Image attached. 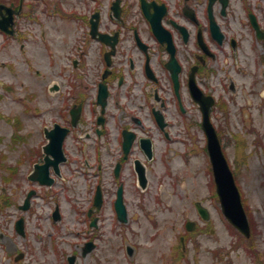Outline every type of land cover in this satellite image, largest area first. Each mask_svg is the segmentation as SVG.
<instances>
[{
    "label": "rangeland",
    "instance_id": "rangeland-1",
    "mask_svg": "<svg viewBox=\"0 0 264 264\" xmlns=\"http://www.w3.org/2000/svg\"><path fill=\"white\" fill-rule=\"evenodd\" d=\"M69 1L76 7L78 0ZM29 2L33 5L27 7L22 36L4 43L6 39L0 33V236L5 240L0 244V264H68L67 255L73 254L77 257L75 264H264V45L256 42L252 32L240 30V21H246L240 1L234 0L235 12L229 19L228 32L240 44L235 49L226 46L224 50L213 46L215 56L207 60L198 82L216 98L211 118L236 175L248 216L253 220L255 231L248 239L232 229L214 195L206 136L196 124L201 122L202 114L185 85L197 47L192 42L188 47L179 46L178 57L183 64L182 112L170 73L158 58L159 47L140 12L138 0L126 2L130 10L126 23L119 25L125 31V39L113 62L125 79L120 85L117 77L111 85L106 111L108 135L102 134L98 140L99 136L92 137L98 146L86 137L87 130L78 131L77 135L82 132L83 141L88 139L80 146L71 136L66 143L69 160L62 164V174L56 176L53 186H41L27 178L34 164L43 158L42 146L47 142L44 127L60 120L57 109L69 72H80L84 78L78 84L87 87L93 96L94 83L99 80L102 68L98 42L89 40L75 19L53 15L52 0ZM85 2L92 7L95 4L92 0ZM250 2L256 3V14L262 16L264 25V0ZM102 10V23L115 27L108 18L109 0L103 2ZM177 10L178 7L171 6L169 16L180 20ZM134 27L151 46L152 66L160 78L158 89L166 99L164 113L169 137H166V175L163 162L156 158L148 193H135L131 163L125 165L123 180L129 221L121 223L111 208L116 189L113 169L120 154L118 134L122 123L133 126L132 114H141L149 122L141 90L147 81L143 72L145 55L133 41ZM81 57L86 59V67H75L73 60ZM7 61L14 64L11 70ZM63 81L66 83L62 88ZM56 85L59 90L51 91L50 87ZM151 85L148 82L147 87ZM116 100H120L119 104ZM90 109L93 110V105L88 104L86 114L89 115ZM121 114L122 121L118 117ZM98 182L104 190V203L100 210L94 206L93 215L88 217ZM31 189L36 190V195L31 207L23 211L19 206ZM165 192L171 196L168 201L155 200L157 193ZM196 201L210 210L209 224L202 223L205 231L193 235L194 242L188 246L186 255L176 259L184 222L187 217L198 220ZM56 205L62 215L57 221L52 215ZM159 207L164 209L159 213L166 212L165 222L159 217L160 227H152L147 212ZM21 216L26 222L24 236L15 228ZM94 217L96 225L92 226ZM89 239L96 245L84 255ZM126 241L137 246L133 261L125 252ZM238 243L241 245L236 247ZM6 244L13 247L8 249ZM213 251L218 252L217 257ZM18 252L25 256L16 261Z\"/></svg>",
    "mask_w": 264,
    "mask_h": 264
},
{
    "label": "flooded vegetation",
    "instance_id": "flooded-vegetation-1",
    "mask_svg": "<svg viewBox=\"0 0 264 264\" xmlns=\"http://www.w3.org/2000/svg\"><path fill=\"white\" fill-rule=\"evenodd\" d=\"M30 0H0V33L5 36L6 41L4 43H8L10 38H17L18 36L21 37L23 34L24 27V20L26 18L27 7H29ZM105 0H95L97 3L98 8H103V2ZM111 3L114 0H110ZM118 1V0H115ZM120 1V9L123 24L126 23V15L130 10L129 5L126 3L129 0H119ZM148 3H153L155 6H152L150 11L154 16H160L163 14V22L166 25V36L172 35L174 44L173 47L175 52L179 51L180 44L184 46H189L192 42L197 47V51L194 57V63L199 66V72L204 70V66L206 65L207 60L210 58H214L215 54L213 52V46H216L217 49H224L226 46L235 49L240 43L238 39L235 37L234 34H228L231 22L229 19L234 16L235 9L234 7V0H147ZM240 1V9L244 15L246 21H240V30L244 31L245 29L247 32H252L256 36L257 27H261L264 29V25L262 22V16L260 17L259 14H256V3L252 5L250 0H238ZM140 6V12L144 16V9L142 8V0H138ZM249 5V9H248ZM52 13L53 15L57 16L58 18H66V16L70 12H73L75 18L77 19V23L84 29V26H87L88 32L91 29V17L94 12L98 11H91V4L86 3L85 0H78L76 7L71 6V2L69 0H52ZM171 6L174 8L178 7L177 16L180 18L170 17V9ZM110 18H112L115 22V27L109 25L108 22H103L100 19V30L104 34L110 33L115 34L119 32V36L116 42V54L119 50V45L121 41L125 39V31L118 26L117 20L112 17L110 14ZM246 26V28H244ZM137 27H134L131 31L132 38L134 43L138 46L137 43ZM152 36L154 37V41L156 42V46H158L159 56L158 58L162 59L164 67L166 68V62L170 60L171 52L168 46V42L166 40V44H162L158 41L155 37L153 32L151 31ZM177 37V38H176ZM106 38V37H105ZM107 39V38H106ZM105 39V40H106ZM109 42H111L110 38H108ZM257 42H262L264 45V40L258 39L256 37ZM106 42V41H104ZM101 46L107 51L109 47L102 42H99ZM5 46V44H4ZM139 48V46H138ZM149 52L151 46L149 45ZM105 54V53H104ZM145 55V54H144ZM151 55V54H150ZM114 56V57H115ZM152 61V57H151ZM146 62V55L144 60L143 72L147 78V81L144 85H142V94L145 99V105L147 107V115L149 118V122H147L146 118L141 114H132V122L133 126H129L127 123H120L122 125L120 133L118 134L119 144H120V154L117 159V163L121 164V171L120 174H123V169L125 165L130 162V176L134 178L135 182V193H145L150 189V174L155 169L154 161L156 158H159L163 162L164 165V174L166 175V115L164 113V108L166 106V99L164 96L159 92L160 87L158 86L160 82V78L158 74H156L155 79H153L152 73L148 74L147 69L145 67ZM130 67L134 66L133 59L129 58ZM118 77L119 84L121 85L124 82V75L122 70L118 68L114 62L111 68V74L109 75L108 79L106 80L109 88L112 85L113 81ZM124 78V79H123ZM151 85L149 88L147 84ZM158 86V87H154ZM159 88V89H158ZM76 97V98H75ZM75 98V99H74ZM89 99V91L87 87H83V92H77L75 95L73 92L69 91L67 94H63L59 98L57 97L55 105H59V115L61 116L62 122L67 126L71 125L73 118L78 120V125L82 127L85 125L88 126V120L92 119L93 114L97 117L95 118L96 124L91 122V128H95V134L99 137L102 134L108 135L107 128H106V113L102 119V126L98 127L99 116L102 111V107L95 102L94 105L96 108H99V113L95 109L94 112L90 109L89 115L85 113L84 115V108L87 100ZM120 100H116V103L119 104ZM157 104V105H156ZM60 106H63L61 109ZM69 106V107H68ZM108 106V105H107ZM107 108V107H106ZM123 110V109H122ZM120 111V113L122 112ZM159 110L160 113L157 111ZM93 112V113H92ZM106 112V110H105ZM66 114V115H63ZM158 115L162 116L163 121L160 122L158 119ZM120 116L121 121L123 120V116ZM120 122V120H119ZM90 123V122H89ZM197 126L202 128V123H196ZM132 130L135 134H137L136 141L134 140L133 145L130 149V152L126 155L124 149V140L125 134L123 133L124 129ZM90 134H86V137L89 138ZM72 137L74 142L80 146L81 144H85L80 139L81 135H76L72 133ZM85 138V139H87ZM143 140V143H142ZM197 140V138H196ZM94 141V140H93ZM96 145V143L94 142ZM99 146H102L100 141ZM152 150V157L149 156L148 151ZM159 151V152H158ZM137 153V154H136ZM159 153V154H158ZM136 154V156H133ZM104 156L100 155V159L102 160ZM101 168V164L99 166ZM143 172L146 174L147 177V187L141 188V184L138 181L140 173ZM113 175H115V167L113 169ZM116 176V175H115ZM166 178L165 176H163ZM115 178V177H114ZM123 178V177H122ZM160 181V179H158ZM124 183L123 179L119 178V181L115 178V183H117L116 190L114 192V199H113V206L115 207V198L117 195L118 187L120 183ZM161 182V181H160ZM144 183V181H143ZM163 187V186H162ZM161 185L159 189L162 190ZM162 193V192H161ZM159 196H155L156 201L164 200L166 202V192L163 194L157 193ZM163 209L153 208L152 211L149 212L148 216L150 218V222H152V227H160V223L157 222V219H160L165 222L166 212L163 211L159 213V211ZM164 210V209H163ZM188 214V213H187ZM198 214V212H197ZM199 220H201L200 214H198ZM189 218V217H188ZM184 224L185 228V235L183 237V248L187 251V247L193 243L194 241L191 240L193 235L203 232V227L199 224V222L195 221L190 226L193 228L192 231L190 229H186L187 221ZM206 224V222H205ZM180 237V239H181ZM188 245V246H187ZM95 247V244H94Z\"/></svg>",
    "mask_w": 264,
    "mask_h": 264
},
{
    "label": "water",
    "instance_id": "water-1",
    "mask_svg": "<svg viewBox=\"0 0 264 264\" xmlns=\"http://www.w3.org/2000/svg\"><path fill=\"white\" fill-rule=\"evenodd\" d=\"M96 27V24H95ZM94 27V28H95ZM96 30L94 31V33ZM260 36H264V32H260ZM178 70L174 72L173 78L178 85ZM191 87L193 88V95L196 100L202 102L204 99L200 90L196 87L194 80H191ZM204 128L208 135V148L211 157V161L214 168V174L217 183V191L220 196L222 209L230 220V222L238 228L242 233L247 236L250 235V225L248 222V218L246 212L243 207L242 199L240 191L236 185L234 175L229 167V164L224 156L222 151V147L216 133L215 128L209 121V114L207 108L204 112ZM67 133V129L61 128L58 124L54 129L48 130L46 129V135L50 139L44 146V150L46 152L45 163L36 164L35 170L30 174V179L39 180L42 184H52L54 181V177L50 175V166L53 165L55 171L60 173V162L66 160V156L63 150V142L65 135ZM126 150L129 149V144L126 145ZM52 155L53 158L50 156ZM35 193V190L31 191L26 198L25 205L22 206L24 209H28L30 206V197ZM97 196L101 199L100 190L98 191ZM116 205L118 211L121 216L126 215L125 207L122 203V187L120 188L119 197L116 201ZM199 212L208 219L209 213L207 209L198 204ZM57 216L59 217L58 210L56 211ZM17 230L20 233H24V219L20 218L17 221ZM128 248L132 249L130 246ZM133 250V249H132ZM131 250V251H132Z\"/></svg>",
    "mask_w": 264,
    "mask_h": 264
}]
</instances>
